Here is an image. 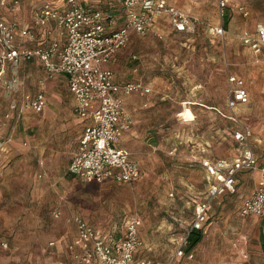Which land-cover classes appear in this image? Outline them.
<instances>
[{
    "label": "crops",
    "instance_id": "0c3cea01",
    "mask_svg": "<svg viewBox=\"0 0 264 264\" xmlns=\"http://www.w3.org/2000/svg\"><path fill=\"white\" fill-rule=\"evenodd\" d=\"M66 1H46L43 4L49 2L56 8H64ZM115 1L82 0V3L91 12L101 10L118 15L122 0H118L119 4H114ZM10 2L8 0V5ZM174 3L189 14L187 6L196 5L186 0H174ZM8 5L0 11V20L15 22L20 28H32L33 39L25 38V46L47 48L56 39L60 50L64 49L67 36L56 22L52 21L44 28H36L33 23L29 24L23 19L8 17L5 13ZM240 6L236 7L238 12ZM230 7L231 0L227 10ZM239 14L242 16L240 12ZM163 21L168 22H161ZM257 25L254 29L251 26L244 27L241 33L246 30L255 32ZM112 60L107 64L108 68ZM41 68L43 71H39ZM7 75L9 79H18L19 89L17 93L0 89V264H17V258L22 257L37 258L41 251L51 248H56L60 258L66 256L73 261L68 244L77 234L76 225L69 221L74 216L82 217L100 236L109 240L123 236L128 218L138 214H128L124 218L122 230L116 223L124 210L134 208L136 211L138 194L132 192L126 202L120 187L127 183L112 179L85 182L69 172L84 130L90 122L76 114L75 98L69 89L67 77L57 75L48 78L38 58L24 60L18 67H11ZM236 76L242 78L240 75ZM115 81L124 84L116 74ZM244 82L248 90L247 83L245 80ZM42 89L47 98L44 110L41 113L27 110L21 118H17L18 112L12 109L13 100H19L21 104L23 99L34 98ZM150 95L142 97L132 94L125 97L126 110L134 123L116 141V145L128 151L130 158L140 166L143 176L144 173L155 175L153 166L156 158L151 148L153 140L149 137L152 125L146 111ZM7 114L11 118H7ZM231 119L234 120V117ZM245 125L252 132L251 146L258 159V168L240 172L237 176L236 193L217 198L212 204L204 229L192 231L191 226L195 220L194 197L203 200L212 181L202 166V161H234L244 150L243 143L234 139L237 152L217 154L213 151L215 140H194L195 152L189 158L192 163L183 162L180 170L178 169L183 176L191 177L192 183L188 184L187 191L194 196L193 200L167 202L166 208L179 210L180 226L168 220L148 226L144 224L143 227L141 224L139 235L142 246L137 252V259L162 264H264V214L242 216L240 212L244 200L253 194L262 180L264 128L253 137L252 128ZM179 156L184 161V155ZM56 213H59L58 217ZM184 216L193 217L188 219L190 217ZM61 225L64 227L63 232L57 233V226ZM192 232H201V240L193 247L186 246L184 257H176L177 249L187 236L190 238ZM4 242H8V248L2 246ZM52 242L55 246H50Z\"/></svg>",
    "mask_w": 264,
    "mask_h": 264
},
{
    "label": "built area",
    "instance_id": "2783aa9c",
    "mask_svg": "<svg viewBox=\"0 0 264 264\" xmlns=\"http://www.w3.org/2000/svg\"><path fill=\"white\" fill-rule=\"evenodd\" d=\"M197 4L204 0H186ZM220 13L228 9L229 0H215ZM21 0H14L15 9ZM8 5V0H0V11ZM239 12L248 18L250 11L240 6ZM162 20H167L174 31L184 33L195 27L196 18L176 5L174 0H122L118 15L101 10L89 11L82 0H67L64 8H56L45 3L34 12L33 24L44 28L50 22L67 36V44L60 50L54 39L47 48H30L24 39H33L32 28H20L15 22L0 20V89L17 93L19 81L9 79L8 70L18 67L22 61L38 58L48 78L65 75L69 89L75 98V112L82 119L89 120L80 140L79 150L74 156L69 172L85 182H104L112 179L119 183L132 184L140 180L143 172L130 158V154L116 145V141L133 126V118L127 112L125 97L151 94V89L142 82L118 84L114 72L107 67L112 58L127 47L133 35H148L156 32ZM216 36L225 35L224 23L213 28ZM18 37L20 38L18 40ZM241 42L249 47L258 62L264 64V25L258 24L255 32L244 31ZM227 106L234 111L240 105L248 104L250 95L242 78L230 75ZM12 109L21 118L27 110L41 113L47 104L44 89L32 99L13 100ZM11 118L10 114L6 115ZM234 119H237L234 116ZM252 132L245 124L234 133L235 140L243 143L244 150L234 161L204 159L202 166L211 178L207 194L203 200L195 202V220L191 230H203L206 226L213 202L226 194L237 191V176L242 171L258 168L251 146ZM242 216L264 214V170L262 180L253 194L244 200ZM59 216V213H56ZM77 227V234L68 244V250L75 264H162L137 259L142 246L139 228L142 220L131 215L127 220L123 236L109 240L100 236L93 226L82 217L69 220ZM189 236L177 249L176 257L186 255L185 247ZM8 248V244H3ZM55 246V243H50ZM193 258V255H190Z\"/></svg>",
    "mask_w": 264,
    "mask_h": 264
},
{
    "label": "rangeland",
    "instance_id": "374dc122",
    "mask_svg": "<svg viewBox=\"0 0 264 264\" xmlns=\"http://www.w3.org/2000/svg\"><path fill=\"white\" fill-rule=\"evenodd\" d=\"M46 1L64 2L21 0L20 8L15 9L11 0L5 13L32 24L34 10ZM239 4L250 9V18L239 14L236 10ZM188 10L197 20L192 30L176 32L163 21L156 32L133 35L129 45L115 55L109 67L120 81L142 82L151 89L146 111L152 125L149 137L153 140L151 148L156 158L155 175L144 173L140 182L120 187L126 202L132 192L138 194L136 211L134 208L124 210L116 223L121 230L124 218L132 213L142 218V227L162 220L180 226L179 210L166 208V205L193 200L194 196L187 191L191 177L183 176L178 169L183 162L192 163L189 158L195 152L194 140H215L213 151L217 154L237 152L233 135L241 123L252 128L253 137L264 128V65L240 40L244 27L254 29L256 24L264 25V0H231L230 9L223 15L215 0L187 6ZM222 22L225 35L216 36L212 30ZM39 71H43L42 68ZM236 74L247 83L250 103L231 111L227 106L228 78ZM232 116L237 119H231ZM179 154L184 155V161ZM194 199L198 200L196 196ZM184 217L192 219L193 216ZM63 228L57 226L56 232H63ZM58 255L56 248H51L41 251L37 258H17V264H75L66 256Z\"/></svg>",
    "mask_w": 264,
    "mask_h": 264
},
{
    "label": "trees",
    "instance_id": "16d2710c",
    "mask_svg": "<svg viewBox=\"0 0 264 264\" xmlns=\"http://www.w3.org/2000/svg\"><path fill=\"white\" fill-rule=\"evenodd\" d=\"M226 24H227V22H226ZM236 131L237 130H235V132ZM233 138H234V135H233ZM201 238H202V233L201 232H192V234L190 235L188 244H187V248L195 246L201 240Z\"/></svg>",
    "mask_w": 264,
    "mask_h": 264
}]
</instances>
